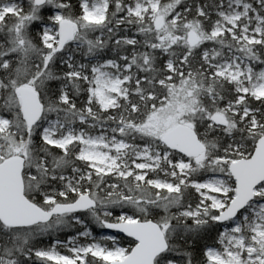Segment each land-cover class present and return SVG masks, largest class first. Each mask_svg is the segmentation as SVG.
Listing matches in <instances>:
<instances>
[{"label":"snow or ice","instance_id":"6c2138e0","mask_svg":"<svg viewBox=\"0 0 264 264\" xmlns=\"http://www.w3.org/2000/svg\"><path fill=\"white\" fill-rule=\"evenodd\" d=\"M0 264H264V0H0Z\"/></svg>","mask_w":264,"mask_h":264}]
</instances>
